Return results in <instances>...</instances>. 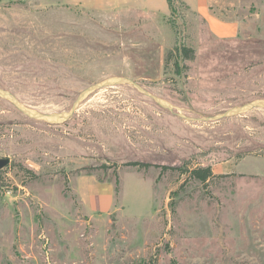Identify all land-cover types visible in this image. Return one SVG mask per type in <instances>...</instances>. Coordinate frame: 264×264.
<instances>
[{
  "label": "rangeland",
  "instance_id": "374dc122",
  "mask_svg": "<svg viewBox=\"0 0 264 264\" xmlns=\"http://www.w3.org/2000/svg\"><path fill=\"white\" fill-rule=\"evenodd\" d=\"M180 1L0 0V87L25 106L126 77L172 108L110 85L48 123L0 95V264H264V108L212 118L264 99V0H209L233 38ZM176 46L196 52L179 70ZM92 178L115 187L107 212L78 192Z\"/></svg>",
  "mask_w": 264,
  "mask_h": 264
},
{
  "label": "crops",
  "instance_id": "0c3cea01",
  "mask_svg": "<svg viewBox=\"0 0 264 264\" xmlns=\"http://www.w3.org/2000/svg\"><path fill=\"white\" fill-rule=\"evenodd\" d=\"M208 24L211 31L220 38H233L238 34L239 23L225 21L217 17L210 9L209 0H185ZM156 7H152L151 5ZM150 5V6H149ZM145 6L163 13L170 11L167 0H149ZM80 193L86 205L90 208H96L97 211L107 212L113 205L115 187L108 182H100L93 178L90 181H80Z\"/></svg>",
  "mask_w": 264,
  "mask_h": 264
},
{
  "label": "water",
  "instance_id": "95a60500",
  "mask_svg": "<svg viewBox=\"0 0 264 264\" xmlns=\"http://www.w3.org/2000/svg\"><path fill=\"white\" fill-rule=\"evenodd\" d=\"M119 84H133L141 92L152 97L161 106L172 109L171 105L169 103H167L165 100H163L160 97L153 95L152 93L143 89L139 84L134 82L132 79H129L126 77H111V78L105 79L101 82H98V83H95V84L88 86L86 89H84L82 92H80V94L78 95V97L74 101L73 106L68 111H60V112H41V111H38L36 109L25 106L16 98V96L11 94L7 90H4L1 87H0V95L2 97H5L6 99H8L11 103H13V105H15L16 108H18L23 114L27 115L30 118L43 120V121H46L48 123H60L62 121L69 119L74 114V112L76 111V109L78 108L80 103L90 93L94 92L97 89L106 87V86L119 85ZM257 100L251 101L250 103H247V104H244L241 106L232 107L229 110L225 111L223 114L216 115L212 118L213 119H221L223 117H229V116H234L237 114L245 113L249 110H252L253 108H264L263 105H260L258 102H256ZM28 110L31 111V113L28 112ZM32 112H34V113H32ZM61 119H63V120H61ZM208 119H211V118H208ZM9 162H10L9 158H0V170L5 168L9 164Z\"/></svg>",
  "mask_w": 264,
  "mask_h": 264
},
{
  "label": "trees",
  "instance_id": "16d2710c",
  "mask_svg": "<svg viewBox=\"0 0 264 264\" xmlns=\"http://www.w3.org/2000/svg\"><path fill=\"white\" fill-rule=\"evenodd\" d=\"M180 1V0H178ZM168 6L170 11H174V4L173 0H167ZM181 2V1H180ZM174 57V66L180 68V60H195L196 59V52L194 48L188 47V46H181V47H174L170 49L165 57L166 62L168 63L170 61V58ZM126 165H141L143 167H149L152 164L150 163H144V162H129ZM164 168H168V166L163 165ZM175 169L181 170L182 173H188L190 177L200 181L201 183H207L211 180L212 177H214L213 169L211 165H204V166H197L195 168H189L186 164H183L182 166L175 167Z\"/></svg>",
  "mask_w": 264,
  "mask_h": 264
},
{
  "label": "bare ground",
  "instance_id": "6f19581e",
  "mask_svg": "<svg viewBox=\"0 0 264 264\" xmlns=\"http://www.w3.org/2000/svg\"><path fill=\"white\" fill-rule=\"evenodd\" d=\"M256 102H258L260 105L264 106V99H258ZM28 112L31 113V111H29V110H28ZM32 113H34V112H32ZM61 120H63V119H61Z\"/></svg>",
  "mask_w": 264,
  "mask_h": 264
}]
</instances>
